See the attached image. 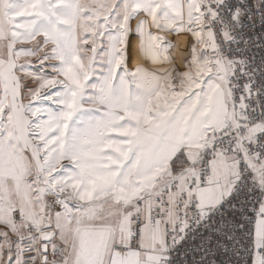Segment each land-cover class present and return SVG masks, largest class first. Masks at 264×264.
<instances>
[{
	"label": "snow or ice",
	"instance_id": "obj_1",
	"mask_svg": "<svg viewBox=\"0 0 264 264\" xmlns=\"http://www.w3.org/2000/svg\"><path fill=\"white\" fill-rule=\"evenodd\" d=\"M0 264H264V0H0Z\"/></svg>",
	"mask_w": 264,
	"mask_h": 264
},
{
	"label": "crops",
	"instance_id": "obj_2",
	"mask_svg": "<svg viewBox=\"0 0 264 264\" xmlns=\"http://www.w3.org/2000/svg\"><path fill=\"white\" fill-rule=\"evenodd\" d=\"M168 39L172 40V42L177 46V53L176 55H179V50L184 49L186 46V41L189 39V37L185 35H180L179 37H169ZM138 63V62H137Z\"/></svg>",
	"mask_w": 264,
	"mask_h": 264
},
{
	"label": "rangeland",
	"instance_id": "obj_3",
	"mask_svg": "<svg viewBox=\"0 0 264 264\" xmlns=\"http://www.w3.org/2000/svg\"><path fill=\"white\" fill-rule=\"evenodd\" d=\"M133 49H132V52H131V60H132V63L135 64L137 62H143L140 58V55H139V52L137 51L136 49V45H137V38L133 37ZM177 53V51H176ZM175 53V54H176Z\"/></svg>",
	"mask_w": 264,
	"mask_h": 264
}]
</instances>
